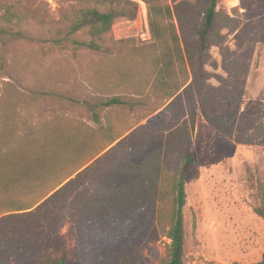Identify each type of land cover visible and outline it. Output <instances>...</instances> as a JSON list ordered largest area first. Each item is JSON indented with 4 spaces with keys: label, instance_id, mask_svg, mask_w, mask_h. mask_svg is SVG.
Here are the masks:
<instances>
[{
    "label": "trees",
    "instance_id": "trees-1",
    "mask_svg": "<svg viewBox=\"0 0 264 264\" xmlns=\"http://www.w3.org/2000/svg\"><path fill=\"white\" fill-rule=\"evenodd\" d=\"M73 1L80 6L64 16L52 47L70 48L74 54L90 50L104 57L108 63L90 67L88 80L95 92L111 97L96 102L68 97L92 113L97 128L79 123L49 130L21 121L25 126L18 132L12 75L0 79V168L8 174L1 183L6 193L0 194V214L8 213L0 217V264H66V255L51 257L46 252L65 209L77 215L84 264H140L143 247L162 237L169 239L163 264H185L186 173L196 163L197 118L201 114L229 139H235L241 119L229 109L208 111L214 101H222L221 87L210 83L220 75L205 68L212 45L223 46L216 27L220 0L175 7L146 0L152 40L140 46L134 38L116 39L113 34L118 19L137 18L136 2ZM20 3L0 0V71L8 66L13 36L31 38L13 31V19L20 25L29 17ZM222 53L227 60L226 48ZM10 61L13 69V54ZM128 93L136 97H125ZM122 104L131 109L146 106L143 119L148 121L132 125L126 118L119 125L107 117L104 126L100 111ZM242 142L252 144L253 139L246 135ZM88 169L97 171L101 183L89 194L70 198ZM254 210L264 219V201ZM230 264H264V254L256 262Z\"/></svg>",
    "mask_w": 264,
    "mask_h": 264
},
{
    "label": "rangeland",
    "instance_id": "rangeland-1",
    "mask_svg": "<svg viewBox=\"0 0 264 264\" xmlns=\"http://www.w3.org/2000/svg\"><path fill=\"white\" fill-rule=\"evenodd\" d=\"M161 1L172 7L182 2H198ZM79 6L73 0H21L19 8L28 12L29 17L20 25L13 19V31L21 30L31 38L13 36V45L8 49V66L0 71V79L12 75L13 103L17 104L15 113L20 117L18 132L25 126L23 122L40 128L48 126L49 130L68 129L79 123L90 129L99 126L90 111L68 97L91 102L111 97V94L95 92L88 80L90 67L108 62L94 51L79 50L74 54L70 48L52 47L53 37L63 28L64 16ZM217 9L221 21L216 27L224 37L222 47L229 56L225 60L222 47L212 45L211 58L205 68L220 75L221 78L212 77L210 83L221 87L222 101H214L208 111L229 109L241 119L235 139H229L216 132L201 114L197 118L193 137L196 163L186 173L185 264L251 263L259 261L264 254V219L254 210L264 201V0H220ZM176 23L179 25L177 20ZM226 23L230 26H225ZM197 25L198 21L194 27ZM113 34L116 39L134 38L139 46L152 40L148 17L146 19L139 9L135 20L118 19L113 25ZM79 37L87 38L86 35ZM124 96L136 97L131 93ZM147 113L146 106L131 109L126 104L100 111L104 126L107 117H113L119 125L126 118L129 124L146 123L148 119L143 117ZM2 127L0 118V142L4 135ZM246 135H251L252 144L242 142ZM7 177L5 169L0 168V194L6 193L1 183ZM78 182L70 198L89 194L101 179L95 169H88ZM5 215L8 213L0 217ZM76 221L74 211L62 212L46 249L47 255H66V264H84L78 248ZM167 242L169 239L162 237L143 247L140 264H163Z\"/></svg>",
    "mask_w": 264,
    "mask_h": 264
},
{
    "label": "built area",
    "instance_id": "built-area-1",
    "mask_svg": "<svg viewBox=\"0 0 264 264\" xmlns=\"http://www.w3.org/2000/svg\"><path fill=\"white\" fill-rule=\"evenodd\" d=\"M138 4L140 13L147 19L148 17V5L146 0H132Z\"/></svg>",
    "mask_w": 264,
    "mask_h": 264
}]
</instances>
